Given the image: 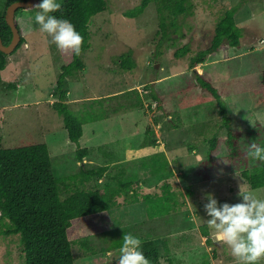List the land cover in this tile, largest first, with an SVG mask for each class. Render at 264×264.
Returning a JSON list of instances; mask_svg holds the SVG:
<instances>
[{
	"label": "rangeland",
	"instance_id": "374dc122",
	"mask_svg": "<svg viewBox=\"0 0 264 264\" xmlns=\"http://www.w3.org/2000/svg\"><path fill=\"white\" fill-rule=\"evenodd\" d=\"M106 1V9L91 17L90 46L79 55L83 68L65 78L64 101L80 115L102 114L83 123L79 139L89 148L86 166L108 164L98 183L128 181L131 186L104 219L99 215L76 228L74 264H114L128 233L157 242L159 261L150 264H238L208 226L206 194H214L217 207L243 202L240 187L264 199V185L250 187L240 172L247 166L254 171L262 162L249 158L236 169L224 145L210 161L205 159L208 139L226 135L219 101L240 132L241 146L264 147V0H189L187 11L175 17L177 32L169 25V37L163 39L154 2L127 16L125 11L141 0ZM5 5L0 0V12ZM228 9L234 10L240 44L226 43V51L196 65L218 89L217 100L196 83L188 62L211 43L215 25ZM38 11L31 6L15 12L23 41L0 68V144L47 143L52 170L64 177L79 170L77 143L69 139L52 103L59 98L61 66L72 60V52L59 50L40 30L34 19ZM185 44L190 49L176 54ZM128 50L133 65L122 67L120 55ZM145 84L160 95L158 100L145 98L150 91ZM135 90L144 95L143 105L130 107ZM115 91L119 94H109ZM158 155L167 159V168ZM0 264H24L18 234H0Z\"/></svg>",
	"mask_w": 264,
	"mask_h": 264
},
{
	"label": "trees",
	"instance_id": "16d2710c",
	"mask_svg": "<svg viewBox=\"0 0 264 264\" xmlns=\"http://www.w3.org/2000/svg\"><path fill=\"white\" fill-rule=\"evenodd\" d=\"M12 1L15 0H6L5 6L7 7ZM38 2L40 0H37L32 6ZM149 2H154L156 5L161 39L169 37V25L177 32L180 24L175 17L179 13L186 12L190 7L189 0H141L139 4L127 9L125 15L140 14ZM60 4L62 5L61 10L50 13V15L68 19L83 37L81 51L85 50L90 46L89 23L91 17L105 10L107 1L62 0ZM5 9L0 12V35L3 43L8 44L12 37V31L5 20ZM20 9L18 8L16 11ZM22 41L23 37L21 36L17 46ZM226 43L236 46L240 44V35L235 30L234 10L232 9L225 10L220 15L215 25L211 43L190 56L188 62V67L192 70L196 83L217 100H220L218 89L213 81L205 75V72L196 70V65L215 55L221 49L226 51ZM189 49L188 45L185 44L177 50L176 54L183 55ZM71 54L72 60L61 66L62 70L56 81L59 98L52 105L62 116L69 139L77 143L74 157L80 162L79 170L68 176H56L52 170V160L48 145L45 142L11 146L0 144V226L2 227L0 234L19 235L24 264H74L75 255L72 250V243L76 228L83 223L92 221L93 217L107 216L110 210L119 207L122 202L118 200V197L121 196L122 192L125 194V198L129 195L127 188L131 184L128 181L119 182L115 186L110 183L101 186L98 183V180L107 171V163H96L91 167L86 166L87 161H84V157L90 152L89 148L82 146L79 141L83 133L82 126L83 123L102 114L99 113L97 116L80 115L71 110L64 101L67 91L64 88L65 78L74 75L76 71L83 68L79 55L77 56L73 52ZM6 56L7 53L0 50V68L6 64ZM120 57L122 58V67L133 65L131 51L128 50ZM261 85L264 91V69L262 70ZM145 86L150 88V91L144 94L145 98L153 100L160 98V95L151 89V84H145ZM126 91L128 90L120 93ZM135 92L136 98L129 102L128 106L130 107L143 105L144 95L138 90ZM261 101H264V93ZM219 107L223 126L226 128V135L222 137L211 136L208 139L209 145L205 162L210 161L213 156L218 154L224 145L227 157L237 162L235 168L239 169L238 162H247L249 159L247 156L249 147L243 148L241 146L240 132L233 129L230 118L226 114V107L220 101ZM147 131H149L148 128ZM151 141L154 142L155 138ZM158 157L162 158L163 155H158ZM154 159L158 161L157 156H154ZM161 163L167 168L166 158L163 157ZM240 172L250 187L255 188L264 185V162L260 163L254 171H251L247 166L242 168ZM92 180L95 183L89 185ZM107 218L109 219V217ZM142 242V251L149 262L158 263L157 242L152 239ZM120 246L122 245L120 244ZM118 258L114 264H118Z\"/></svg>",
	"mask_w": 264,
	"mask_h": 264
},
{
	"label": "clouds",
	"instance_id": "9594fccd",
	"mask_svg": "<svg viewBox=\"0 0 264 264\" xmlns=\"http://www.w3.org/2000/svg\"><path fill=\"white\" fill-rule=\"evenodd\" d=\"M39 11L35 22L40 30L51 37L59 50L80 55L83 37L68 20L57 18L50 13L60 11L62 5L57 0H40L35 5ZM247 156L253 161L264 162V147L251 143ZM241 203H223L217 207L214 194L207 193L205 205L211 219L207 221L213 230L215 240L226 244L238 264H258L264 259V199L252 191L240 187ZM118 264H150L142 251V241L132 233L124 234Z\"/></svg>",
	"mask_w": 264,
	"mask_h": 264
},
{
	"label": "water",
	"instance_id": "95a60500",
	"mask_svg": "<svg viewBox=\"0 0 264 264\" xmlns=\"http://www.w3.org/2000/svg\"><path fill=\"white\" fill-rule=\"evenodd\" d=\"M37 0H15L9 3L5 9V20L11 28L12 37L8 44H4L0 35V50L9 54L17 46L20 40V32L15 22V12L18 8L32 6Z\"/></svg>",
	"mask_w": 264,
	"mask_h": 264
},
{
	"label": "crops",
	"instance_id": "0c3cea01",
	"mask_svg": "<svg viewBox=\"0 0 264 264\" xmlns=\"http://www.w3.org/2000/svg\"><path fill=\"white\" fill-rule=\"evenodd\" d=\"M118 91H121V90H118ZM118 91H115V92H109V94H111V95H118L119 93H118ZM108 95V94H107ZM110 95V96H111ZM207 238V236L205 235L203 238ZM203 241H204V239H203Z\"/></svg>",
	"mask_w": 264,
	"mask_h": 264
}]
</instances>
